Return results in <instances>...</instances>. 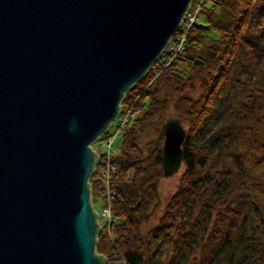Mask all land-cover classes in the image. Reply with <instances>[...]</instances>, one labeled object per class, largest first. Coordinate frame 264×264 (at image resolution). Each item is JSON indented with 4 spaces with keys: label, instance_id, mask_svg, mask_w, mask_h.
<instances>
[{
    "label": "water",
    "instance_id": "1",
    "mask_svg": "<svg viewBox=\"0 0 264 264\" xmlns=\"http://www.w3.org/2000/svg\"><path fill=\"white\" fill-rule=\"evenodd\" d=\"M192 0H0V264H104L92 145ZM163 177L187 128L165 120Z\"/></svg>",
    "mask_w": 264,
    "mask_h": 264
},
{
    "label": "trees",
    "instance_id": "2",
    "mask_svg": "<svg viewBox=\"0 0 264 264\" xmlns=\"http://www.w3.org/2000/svg\"><path fill=\"white\" fill-rule=\"evenodd\" d=\"M193 9L182 48L187 14L121 101L120 116L133 110L112 155L115 220L97 233L104 264H264V0H192L187 13ZM161 87L174 96L160 98ZM172 114L188 127L184 170L158 222L146 228L160 205ZM146 130L159 134L147 150ZM98 174L89 179L92 199L105 189Z\"/></svg>",
    "mask_w": 264,
    "mask_h": 264
},
{
    "label": "rangeland",
    "instance_id": "3",
    "mask_svg": "<svg viewBox=\"0 0 264 264\" xmlns=\"http://www.w3.org/2000/svg\"><path fill=\"white\" fill-rule=\"evenodd\" d=\"M198 9H193L191 12H189L190 15L195 16ZM188 14V15H189ZM158 95L160 98H164L165 96H168L169 98H172L174 96V93L172 89L168 87H161L159 89ZM197 95V94H196ZM139 99V97L137 98ZM132 106L129 107V109L125 112V114H120L111 122L110 126L108 127L109 135L107 137H104L103 135H100L98 139L93 144V149L98 154H104L108 151H111L113 154L118 152L120 150L123 134L122 132L118 133L117 128L122 123L123 119H127L130 122L131 116H132ZM170 112H174L173 109H170ZM186 126V125H185ZM186 128H188L186 126ZM159 134L155 133L154 131L146 130L142 133L140 138V144L143 146L145 150L148 148V143H152L153 141H156ZM113 142V148L109 150L108 142ZM184 170V166L182 165L179 172L170 178H162L160 185H159V193H160V205L155 210L154 214L152 215L151 221L148 223L146 228L152 227L154 224H156L159 220V217L161 216L162 209L166 205L167 201L170 199V197L176 192L177 186L180 181V176ZM104 193L101 194H94L93 197V204L94 209L96 212H98L100 215L103 214V210L105 207V201L103 199ZM104 224L103 220H101V225Z\"/></svg>",
    "mask_w": 264,
    "mask_h": 264
},
{
    "label": "built area",
    "instance_id": "4",
    "mask_svg": "<svg viewBox=\"0 0 264 264\" xmlns=\"http://www.w3.org/2000/svg\"><path fill=\"white\" fill-rule=\"evenodd\" d=\"M186 14L188 15L189 13H186ZM194 19H195V16H192L190 14L186 17L185 21L183 19V21L185 22V25H186L187 29L180 36L181 39L179 40L178 48H176V50H179V49L182 48L183 43L185 42L186 32L189 30V28L193 24ZM120 113H121V108H120L119 114ZM128 127H129V121L124 118L123 121H122V123L117 128V132L120 133L123 130H125L126 128H128ZM107 132H108V130H107ZM107 145L110 148L109 150H111L113 148V142L112 141L108 142ZM92 149H93V145H92ZM94 152L98 155L99 160H98V162L94 166L93 174L96 173V172L97 173H100L97 176L101 177L102 180H103V182H104V184H105V189L103 190V193H104L103 199L105 201V207H104V210H103V214L102 215H100L98 212L95 211L98 214L97 223L99 224V226H101V220H103L104 224L109 225V224H111L115 220L114 215H113V212H112V208H111L112 193L113 192L110 191V185H109V183H110V180L113 177L112 175L117 171V166L112 163V155H113V153L111 151H108V152L104 153L102 155V157L95 150H94ZM91 203H92V206L94 208L92 195H91Z\"/></svg>",
    "mask_w": 264,
    "mask_h": 264
}]
</instances>
